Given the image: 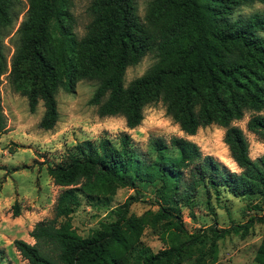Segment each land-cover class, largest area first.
Returning a JSON list of instances; mask_svg holds the SVG:
<instances>
[{"label":"trees","instance_id":"obj_1","mask_svg":"<svg viewBox=\"0 0 264 264\" xmlns=\"http://www.w3.org/2000/svg\"><path fill=\"white\" fill-rule=\"evenodd\" d=\"M255 0H149L143 17L137 0H91L83 34L74 29L73 0H27L16 28L9 65L2 38L10 33L18 0H0V83L10 85L35 111L42 100L38 125L53 128L59 116L56 92L72 89L78 78L96 79L88 102L100 116L122 115L128 128L139 125L144 107L162 101L183 135L149 137L145 154L122 131L117 145L108 137L84 138L46 170L61 186L51 216L37 220L28 242L13 244L29 264H210L217 240L229 228L217 227L215 205L228 195L256 198L248 205L264 221V152L249 153L244 129L235 123L248 114L245 128L264 143V12L232 16ZM264 1V0H257ZM154 52L155 64L124 83L127 66ZM0 92V128H5ZM224 127L223 142L240 171L204 153L188 135L201 126ZM152 185L150 202L137 214L131 202L140 187ZM135 194L112 207L87 234L72 222L82 198L96 208L107 205L118 187ZM214 216L206 226L188 229L182 206L193 217L196 195ZM20 213L19 201L12 214ZM146 226H157L165 244L152 251L141 239ZM185 236V237H183ZM4 248L0 246V264ZM254 260L264 264V236Z\"/></svg>","mask_w":264,"mask_h":264},{"label":"rangeland","instance_id":"obj_2","mask_svg":"<svg viewBox=\"0 0 264 264\" xmlns=\"http://www.w3.org/2000/svg\"><path fill=\"white\" fill-rule=\"evenodd\" d=\"M91 0H73L71 7L76 19L74 29L81 35L90 19L87 6ZM149 0H137L138 12L143 17ZM27 8V0H18L14 9L17 11L10 33L2 38L8 65L15 49L16 28L23 18ZM255 11L264 12V1H252L236 7L233 17L247 15ZM157 58L154 52H147L137 63L127 66L124 73V83L143 74L150 69ZM0 92L5 128H0V209L2 215L12 212V204L19 201L20 208L33 210L38 217L51 216L53 205L61 186L49 187L50 176L46 170L47 163H55L67 156L73 150L76 142L91 138L97 142L102 137H108L115 145L119 142L122 131L129 133L131 144L145 154L150 150L149 137L162 135L167 139L171 135H183L179 125L166 113L162 101L149 103L144 107V117L139 125L128 128L122 115L100 116L97 106L88 102L96 85V79L78 78L72 89L60 86L56 92L59 116L53 128L44 129L38 125L43 112L42 100L31 112L27 97L16 91L7 80V72L1 76ZM248 114L235 123L240 125L249 141V153L257 158L264 152V143L252 132L246 130L245 123ZM224 127L210 123L201 126L195 134L188 137L198 143L204 153H210L231 170L240 171L232 160L228 148L223 142ZM40 158V159H39ZM47 192V193H46ZM46 193V194H45ZM43 195L36 207L32 205L30 196ZM130 194H135L131 187H118L107 205L93 208L82 198L81 204L72 214V222L81 234H87L104 216L108 209L123 202ZM140 197L131 202L130 210L137 214L146 208L156 209L157 205L150 202L152 185L145 189L140 187ZM7 196V198H5ZM27 198V199H25ZM193 204V217L188 214V207L182 206L185 226L188 229L206 226L213 222L214 216L204 203V194L199 192ZM256 198L228 195L225 205H217V227L229 228L217 240V256L210 264H261L254 260L255 251L264 236V221L258 217L261 210H255L248 203H254ZM157 226H146L141 235L143 242L152 251L164 247L158 236ZM185 237V236H183ZM1 259V264H21L11 249Z\"/></svg>","mask_w":264,"mask_h":264},{"label":"crops","instance_id":"obj_3","mask_svg":"<svg viewBox=\"0 0 264 264\" xmlns=\"http://www.w3.org/2000/svg\"><path fill=\"white\" fill-rule=\"evenodd\" d=\"M50 182L53 186H59L57 184H54L52 179L50 178L49 187H51ZM5 198H7V196ZM29 198L30 201H32V205L36 204L37 207L38 202L43 198V195L40 196L39 194H33ZM33 216H35L33 210H26L24 208H20V213L18 215H13L11 211H7V214L2 215L1 218L0 213V246L3 247L4 251H6L7 253L8 249H11L12 253H14V255L20 259L21 264L29 263L26 259L22 258L19 252L16 250L13 244V239L19 237L25 239L28 242L34 241V238L30 236L29 231L32 228L33 224L37 220L41 219V217L33 219Z\"/></svg>","mask_w":264,"mask_h":264}]
</instances>
